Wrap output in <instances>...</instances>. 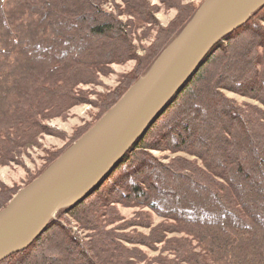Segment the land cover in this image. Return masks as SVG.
I'll return each mask as SVG.
<instances>
[{
    "label": "trees",
    "instance_id": "16d2710c",
    "mask_svg": "<svg viewBox=\"0 0 264 264\" xmlns=\"http://www.w3.org/2000/svg\"><path fill=\"white\" fill-rule=\"evenodd\" d=\"M120 1L121 15L154 21L147 0ZM106 2L0 0V165L17 160L49 133L45 120L64 117L86 101L75 92L77 85L94 84L109 65L133 60V68L96 104L100 119L199 7L160 0L177 13L138 55L129 23L104 10ZM225 91L264 108V5L212 48L83 200L59 209L27 248L0 264H264V109L242 107ZM152 150L185 152L201 166L179 157L162 163ZM15 193L0 186V210ZM117 203L146 207L166 222L146 235L119 233L137 220L107 228L119 219ZM62 220L87 231L85 239ZM173 232L183 235L167 237ZM156 244L163 246L153 257L138 248L154 251Z\"/></svg>",
    "mask_w": 264,
    "mask_h": 264
},
{
    "label": "water",
    "instance_id": "95a60500",
    "mask_svg": "<svg viewBox=\"0 0 264 264\" xmlns=\"http://www.w3.org/2000/svg\"><path fill=\"white\" fill-rule=\"evenodd\" d=\"M263 5L264 0H204L149 70L0 210V261L27 248L59 209L83 200L143 136L212 48Z\"/></svg>",
    "mask_w": 264,
    "mask_h": 264
},
{
    "label": "rangeland",
    "instance_id": "374dc122",
    "mask_svg": "<svg viewBox=\"0 0 264 264\" xmlns=\"http://www.w3.org/2000/svg\"><path fill=\"white\" fill-rule=\"evenodd\" d=\"M153 8L154 21L145 23L137 19H133L127 15H121L120 10H123V4L120 0H107L103 4L104 10L112 12L122 22H128L130 25L133 44L138 55L143 54V48H146L155 38L159 27H165L176 15V7L165 6L160 0H147ZM204 0H179L180 4H193L199 6ZM134 66L133 60H128L123 63H113L109 65V71L100 75L97 82L88 85H77L75 92H83L86 101L71 107L65 112L64 117L48 118L44 124L49 128V133H44L38 136L36 143L23 150L20 156L15 161L8 164L0 165V186H5L18 192L20 189L27 186L32 178L36 176L45 166V163L55 158L61 153L70 143H74L79 134H82L89 127L93 126L99 118V110L97 103L100 97L111 91L118 83L119 78L129 72ZM228 98L234 99L238 105L242 107H258L264 109L257 101L245 96H240L233 92L225 91ZM150 153L158 158L162 163H169L170 160L181 158L189 161H195L201 166L200 161L194 156L185 152L170 153L168 151L152 150ZM15 193V194H16ZM119 215V219L110 224L107 228H124L126 222L137 220L135 226L125 227L126 229L117 230V232H126L129 234H148L151 227L166 221L156 216L151 210L146 207L134 204L125 205L117 203L114 205ZM139 216V217H138ZM62 225L68 227L79 238L85 239L87 231L81 229L74 221L70 223L60 221ZM169 222V220L167 221ZM181 232H173L167 234V237H180ZM127 246L128 244L125 243ZM162 244H156V250H150L144 246H138L140 250L147 254V257H153L159 254L162 249ZM166 254V253H165Z\"/></svg>",
    "mask_w": 264,
    "mask_h": 264
},
{
    "label": "bare ground",
    "instance_id": "6f19581e",
    "mask_svg": "<svg viewBox=\"0 0 264 264\" xmlns=\"http://www.w3.org/2000/svg\"><path fill=\"white\" fill-rule=\"evenodd\" d=\"M105 136V133L100 135L95 141H93V145L97 144L98 141H101V139Z\"/></svg>",
    "mask_w": 264,
    "mask_h": 264
}]
</instances>
